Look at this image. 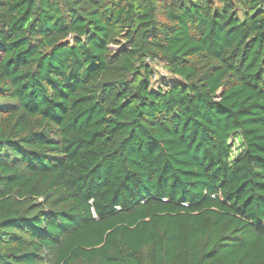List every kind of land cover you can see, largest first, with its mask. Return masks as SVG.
<instances>
[{"label": "trees", "instance_id": "1", "mask_svg": "<svg viewBox=\"0 0 264 264\" xmlns=\"http://www.w3.org/2000/svg\"><path fill=\"white\" fill-rule=\"evenodd\" d=\"M0 264H264V0H0Z\"/></svg>", "mask_w": 264, "mask_h": 264}, {"label": "rangeland", "instance_id": "2", "mask_svg": "<svg viewBox=\"0 0 264 264\" xmlns=\"http://www.w3.org/2000/svg\"><path fill=\"white\" fill-rule=\"evenodd\" d=\"M153 68L156 70L157 72V75H163V76H166V73L164 71V68L159 64L157 65H153ZM156 82V81H155Z\"/></svg>", "mask_w": 264, "mask_h": 264}]
</instances>
